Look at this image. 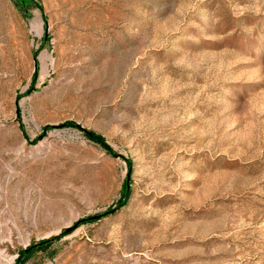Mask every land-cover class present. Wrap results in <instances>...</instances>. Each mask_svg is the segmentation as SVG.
Wrapping results in <instances>:
<instances>
[{
	"label": "rangeland",
	"instance_id": "rangeland-1",
	"mask_svg": "<svg viewBox=\"0 0 264 264\" xmlns=\"http://www.w3.org/2000/svg\"><path fill=\"white\" fill-rule=\"evenodd\" d=\"M51 237L22 264H264V0H0V264Z\"/></svg>",
	"mask_w": 264,
	"mask_h": 264
},
{
	"label": "trees",
	"instance_id": "trees-1",
	"mask_svg": "<svg viewBox=\"0 0 264 264\" xmlns=\"http://www.w3.org/2000/svg\"><path fill=\"white\" fill-rule=\"evenodd\" d=\"M19 5L22 8H28L31 4L36 3V0H17ZM67 125H76V123H74L73 121H68ZM91 138L93 140H95L96 142L100 143L101 145H103L106 149H108L109 152H113L111 146L106 142V139L103 135L93 132V135L91 136ZM129 189L126 187H124L123 190V200H125L129 194ZM68 231L66 229L63 230V232L59 235L61 236L63 233H67ZM58 238V237H51L48 239H42L40 241H35L32 244H30L29 246L22 248L20 250V256L18 259L19 264H22L24 261H26L27 259H29L34 253L38 252V251H46L48 249H50L53 241Z\"/></svg>",
	"mask_w": 264,
	"mask_h": 264
},
{
	"label": "water",
	"instance_id": "water-1",
	"mask_svg": "<svg viewBox=\"0 0 264 264\" xmlns=\"http://www.w3.org/2000/svg\"><path fill=\"white\" fill-rule=\"evenodd\" d=\"M47 32H48V26L46 27V33H47ZM37 66H38V61H37V58H35V67H36V69H37ZM64 124H65V123H62V125H64ZM80 127L84 128V127L81 126V125H80ZM89 133H90V131H89ZM103 214H105V213H98V214L92 215V216H90V217L81 218V219H79L74 225L67 227L66 230H67V231H70V230H72L75 226H77L79 223L84 222V221L87 220V219H96V218H99V217H101Z\"/></svg>",
	"mask_w": 264,
	"mask_h": 264
},
{
	"label": "bare ground",
	"instance_id": "bare-ground-1",
	"mask_svg": "<svg viewBox=\"0 0 264 264\" xmlns=\"http://www.w3.org/2000/svg\"><path fill=\"white\" fill-rule=\"evenodd\" d=\"M9 263L8 264H13V258L9 259Z\"/></svg>",
	"mask_w": 264,
	"mask_h": 264
}]
</instances>
